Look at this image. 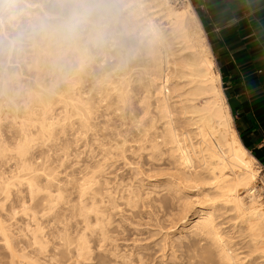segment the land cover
Returning <instances> with one entry per match:
<instances>
[{
	"label": "bare ground",
	"instance_id": "bare-ground-1",
	"mask_svg": "<svg viewBox=\"0 0 264 264\" xmlns=\"http://www.w3.org/2000/svg\"><path fill=\"white\" fill-rule=\"evenodd\" d=\"M170 1L124 0L125 27L114 47L64 61L41 49L18 51L6 59L19 66L14 75L1 74L0 92L27 91L33 104L23 110L25 125L39 119V138L52 134L48 118L56 115L67 121L57 131L70 128L84 139L94 160L86 182L72 183L89 200L72 211L91 217L103 236L120 206L130 212L145 206L151 208L145 222L174 227L177 247L185 249L187 259L172 264H264L256 159L232 124L190 2L176 9ZM27 144L18 150L19 165ZM136 150L144 151L147 169L138 172L149 185L143 192L129 183L118 189L106 169ZM127 250L119 262L100 257L96 264L149 263L143 251Z\"/></svg>",
	"mask_w": 264,
	"mask_h": 264
},
{
	"label": "rangeland",
	"instance_id": "rangeland-1",
	"mask_svg": "<svg viewBox=\"0 0 264 264\" xmlns=\"http://www.w3.org/2000/svg\"><path fill=\"white\" fill-rule=\"evenodd\" d=\"M186 2L171 0L169 3L181 9ZM17 55L18 51L8 59ZM6 59L0 58V85L1 74L14 75L11 69L19 66L15 61L6 63ZM213 70L218 72L215 64ZM21 77L24 83L31 79L27 74ZM32 104L27 91L12 96L0 92V148H5L0 150V264H96L100 257L119 262L127 258V248L143 251L148 264L152 263L149 261L152 258L159 264L187 259L185 249L177 247L179 241L173 234L174 227L147 223L142 218L150 207L142 206L130 212L120 206L112 222L106 224L105 237L91 217L87 219L85 215L74 213L72 207L88 205L89 196L80 194L72 182H86L88 164L94 159L84 139L76 140L70 128L56 130L67 122L57 120L56 115L48 118L56 126L52 134L39 138L40 120L26 126L23 117L24 108ZM23 143H28L27 160L19 165L18 150ZM126 154L125 160L106 169V176L118 189L129 183L143 192L150 179L138 172L147 169L143 165L144 151H127ZM250 154L256 159L258 170L253 181L257 203L264 208V168L254 154ZM34 176H38L37 184L30 186ZM61 194L63 200L58 198ZM82 242L84 249L80 246Z\"/></svg>",
	"mask_w": 264,
	"mask_h": 264
},
{
	"label": "crops",
	"instance_id": "crops-1",
	"mask_svg": "<svg viewBox=\"0 0 264 264\" xmlns=\"http://www.w3.org/2000/svg\"><path fill=\"white\" fill-rule=\"evenodd\" d=\"M220 74L232 124L264 168V0H187Z\"/></svg>",
	"mask_w": 264,
	"mask_h": 264
},
{
	"label": "clouds",
	"instance_id": "clouds-1",
	"mask_svg": "<svg viewBox=\"0 0 264 264\" xmlns=\"http://www.w3.org/2000/svg\"><path fill=\"white\" fill-rule=\"evenodd\" d=\"M124 14V0H0V58L41 49L64 61L114 47Z\"/></svg>",
	"mask_w": 264,
	"mask_h": 264
},
{
	"label": "built area",
	"instance_id": "built-area-1",
	"mask_svg": "<svg viewBox=\"0 0 264 264\" xmlns=\"http://www.w3.org/2000/svg\"><path fill=\"white\" fill-rule=\"evenodd\" d=\"M176 2L183 3L185 0H175Z\"/></svg>",
	"mask_w": 264,
	"mask_h": 264
}]
</instances>
